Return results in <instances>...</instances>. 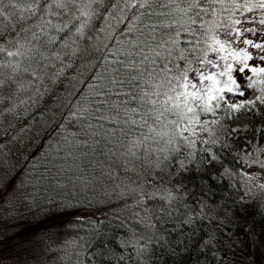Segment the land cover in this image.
I'll return each instance as SVG.
<instances>
[{
	"label": "snow or ice",
	"instance_id": "snow-or-ice-1",
	"mask_svg": "<svg viewBox=\"0 0 264 264\" xmlns=\"http://www.w3.org/2000/svg\"><path fill=\"white\" fill-rule=\"evenodd\" d=\"M0 140V264H264V0H0Z\"/></svg>",
	"mask_w": 264,
	"mask_h": 264
},
{
	"label": "rangeland",
	"instance_id": "rangeland-1",
	"mask_svg": "<svg viewBox=\"0 0 264 264\" xmlns=\"http://www.w3.org/2000/svg\"><path fill=\"white\" fill-rule=\"evenodd\" d=\"M257 62H259V61H257ZM32 139H33V141H36V140H38L39 138L36 137L35 135H33ZM0 143H4V141L0 140ZM9 147L12 148V156H13V158H14L15 155H16V149H17L18 147H21V145H20V144H14V145H9ZM23 147H24L25 149L28 148V141H27V139H25L24 144H23ZM24 155H27V151L24 152ZM51 258H52V257H49V259H51Z\"/></svg>",
	"mask_w": 264,
	"mask_h": 264
},
{
	"label": "trees",
	"instance_id": "trees-1",
	"mask_svg": "<svg viewBox=\"0 0 264 264\" xmlns=\"http://www.w3.org/2000/svg\"><path fill=\"white\" fill-rule=\"evenodd\" d=\"M248 135H252V132L250 131L248 133ZM0 211H2V209H0ZM163 255H164V253L162 251H154L153 252V257H154V259L156 261V264H160V257L163 256ZM164 259L167 261L169 258L168 257H164Z\"/></svg>",
	"mask_w": 264,
	"mask_h": 264
}]
</instances>
